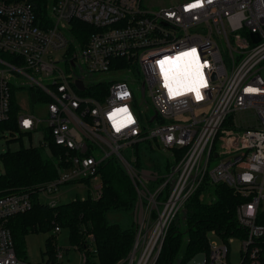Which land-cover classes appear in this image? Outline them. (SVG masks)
Masks as SVG:
<instances>
[{"label":"built area","instance_id":"2783aa9c","mask_svg":"<svg viewBox=\"0 0 264 264\" xmlns=\"http://www.w3.org/2000/svg\"><path fill=\"white\" fill-rule=\"evenodd\" d=\"M201 2L193 9L189 5L197 0H172L155 11L144 0H44L38 12L34 1L0 0V122L10 118L11 85L24 88L23 80H31L40 87L39 99H48L46 116L20 112L19 130L28 134L47 125L54 143L65 150L56 180L32 191L0 194V264H31L17 255L12 219L36 203L59 205L52 195L63 184L98 181L93 197L98 199L100 166L113 156L123 163L137 198L139 230L125 264H155L191 196L218 184L240 199L237 231L219 234V245L211 242L210 232L208 251L189 264H264V0ZM76 23L87 25L85 36L74 33ZM193 48L206 65L202 99L195 93L169 96L159 61ZM186 62L181 60L180 68ZM100 74L109 77L97 79ZM175 79L169 71V83ZM247 87L258 91L246 93ZM136 92L145 101L143 110ZM122 107L134 123L117 132L109 116ZM145 142L169 156L166 174L138 167L136 156L124 154ZM46 194L52 198L40 201ZM234 237L241 240L238 263L230 253ZM55 252L53 258L62 260L66 251L56 247Z\"/></svg>","mask_w":264,"mask_h":264},{"label":"trees","instance_id":"16d2710c","mask_svg":"<svg viewBox=\"0 0 264 264\" xmlns=\"http://www.w3.org/2000/svg\"><path fill=\"white\" fill-rule=\"evenodd\" d=\"M29 1L36 3L38 12L43 11L41 1L44 0ZM75 26L74 33L80 38L85 36L86 32L84 33L83 29L87 28V25L76 23ZM89 30L92 31V28ZM82 39L85 43L86 38ZM1 56L12 60L11 56L3 54ZM11 87L10 118L0 122L1 136L6 131L10 132L11 136L20 131L18 120L21 107L16 92L22 88L16 85ZM37 98H39L37 95H33V101L37 102ZM40 100L48 101L46 97ZM148 112L149 110L144 111L145 114ZM16 139L21 140L19 137ZM145 143L135 145L134 156L138 160L137 166L148 165L160 173L162 170L155 162L153 147ZM42 144L41 147H26L22 144L15 151L9 148L2 153L4 172L0 175V194L17 190L32 191L59 177L61 165L58 162L64 158L65 150L54 143L49 129L45 131ZM126 159L131 161L128 157ZM99 171L102 193L98 199L91 197L85 200L76 199L55 207L36 203L32 211L12 219L10 229L13 232L18 257L25 259L24 238L27 234L38 228L49 229L65 225L71 229V242L86 254L85 264L127 262L139 230L134 215L136 190L118 157L113 156L103 161ZM86 183L89 184V181ZM207 192H211L213 197L203 200L201 196ZM239 203V197L224 184L215 187L204 186L191 196L171 225L155 264H189L198 254L208 251L207 238L210 232L215 231L218 235L224 236L233 235L238 228L236 208ZM53 243L54 237L51 236L47 239V244L52 259L57 247V244Z\"/></svg>","mask_w":264,"mask_h":264},{"label":"rangeland","instance_id":"374dc122","mask_svg":"<svg viewBox=\"0 0 264 264\" xmlns=\"http://www.w3.org/2000/svg\"><path fill=\"white\" fill-rule=\"evenodd\" d=\"M144 2L148 7L152 6L150 9L156 11L160 8V4L164 6L170 5L172 0H144ZM108 77L109 75L107 74L97 75V79H107ZM44 83L47 84V82ZM22 84L24 88L18 89L16 92L17 101L25 106L28 109V112L31 111L33 114L39 116L40 118H44L46 116L45 107L48 102H43L39 99L41 96L40 87L37 85H33V82L27 79H24ZM30 90L32 91L30 92ZM33 95H37V97H39L37 98V102L33 101ZM135 98L137 99L138 108L140 110H143L145 101L142 98L141 92H136ZM148 126L152 125L148 124ZM46 127L47 125L41 126L38 130L33 131L30 135L22 131H17L15 136H11L10 132L8 131H6L5 134H2V136L0 135V175L4 172V162L3 159H1L2 153L7 151L9 148L11 150H15L16 146H21L22 144H24L26 147H41V141L43 140L45 131L47 130ZM18 137L21 139L20 141L16 139ZM145 145H149L150 147L154 145V149L152 150L155 162L158 163L160 169L162 170L160 171L161 174H166L170 166L169 156L164 154L161 148H159L157 145L155 146L153 142H146ZM135 149V146H131L124 150V154H126V156L128 157L134 156ZM217 163L218 161L215 163V165H217ZM147 167L149 169L157 171L148 165ZM97 183L98 181H91L89 185L87 183L63 184L60 185L59 193H56V195L52 196H58V202L60 205L73 202L76 199L85 200L89 197L93 198L95 196V185ZM206 194L207 198L213 197L211 192L204 193V196ZM52 196L48 194L40 195V201L46 202V200H50ZM60 229L61 231L58 232V234H56L54 226L49 229L38 228L37 230L27 234L24 238L26 244L25 259L31 264H47L48 262H54V264H82L81 251L71 242V229H69L65 225H61ZM51 236L54 237L53 244H57L58 249H63L66 251L62 260H58L56 258L52 259L50 257L47 239ZM209 239L212 243L218 245L222 244L223 242L221 236L216 232H211L209 235ZM240 247L241 240L237 237L232 238V242L230 243V253L233 262L235 261L236 263H238L241 260Z\"/></svg>","mask_w":264,"mask_h":264},{"label":"snow or ice","instance_id":"6c2138e0","mask_svg":"<svg viewBox=\"0 0 264 264\" xmlns=\"http://www.w3.org/2000/svg\"><path fill=\"white\" fill-rule=\"evenodd\" d=\"M184 59H187L188 63L183 73V80H181L178 75L175 79V83H169V71L179 73L181 67L180 61ZM165 63H171L173 65V69L166 70L164 67ZM159 64L161 72L164 73L165 87L168 89L169 96H180L185 93H195L197 99L202 98L200 89L206 87L207 85L201 68L206 65L200 64V58L195 48L191 49L189 52L181 53L180 56H177L174 59H169L167 61L161 60L159 61ZM250 91L255 92L258 91V89H251ZM123 95H126V93H123ZM117 113L120 114L118 119L116 118ZM109 118L112 120L113 126L117 132L134 123L127 107L116 109L110 114ZM24 123L27 125L29 122L25 121Z\"/></svg>","mask_w":264,"mask_h":264},{"label":"clouds","instance_id":"9594fccd","mask_svg":"<svg viewBox=\"0 0 264 264\" xmlns=\"http://www.w3.org/2000/svg\"><path fill=\"white\" fill-rule=\"evenodd\" d=\"M207 2L208 3H211L212 2V0H207ZM202 6V2H201V0H197V3H193V4H190L189 5V7L190 8H193V9H195V8H199V7H201ZM251 89H255V88H253V87H247V88H245L244 89V91L246 92V93H253V91H250ZM256 92V91H255ZM118 95H121V98H123L124 96H127V93H126V95H123V94H118ZM197 99V98H196ZM202 99V98H201ZM197 100H200V99H197ZM119 113H117L116 114V118L118 119L119 118Z\"/></svg>","mask_w":264,"mask_h":264},{"label":"bare ground","instance_id":"6f19581e","mask_svg":"<svg viewBox=\"0 0 264 264\" xmlns=\"http://www.w3.org/2000/svg\"><path fill=\"white\" fill-rule=\"evenodd\" d=\"M186 63H187V62H186ZM185 68H186V67H184V65H183L182 68H180V72H179V73L174 72V74L176 75V77L179 75L180 78H183V73H184V71H185ZM172 69H173V67H172Z\"/></svg>","mask_w":264,"mask_h":264},{"label":"crops","instance_id":"0c3cea01","mask_svg":"<svg viewBox=\"0 0 264 264\" xmlns=\"http://www.w3.org/2000/svg\"><path fill=\"white\" fill-rule=\"evenodd\" d=\"M20 107H21V112L22 111H24V112H27V113H30V111L28 112V109L25 107V106H23L22 104H20ZM47 129V128H46ZM47 131V130H46ZM43 140H44V138H43ZM43 140L41 141V142H43ZM42 144V143H41ZM20 147V145H18V146H16V149H18ZM15 149V150H16ZM14 150V151H15Z\"/></svg>","mask_w":264,"mask_h":264},{"label":"water","instance_id":"95a60500","mask_svg":"<svg viewBox=\"0 0 264 264\" xmlns=\"http://www.w3.org/2000/svg\"><path fill=\"white\" fill-rule=\"evenodd\" d=\"M77 84L79 85L80 90H82V91L85 90V88H84V86L81 84V82L78 81ZM156 118H157V114L154 115V117L151 119L150 122H153Z\"/></svg>","mask_w":264,"mask_h":264}]
</instances>
